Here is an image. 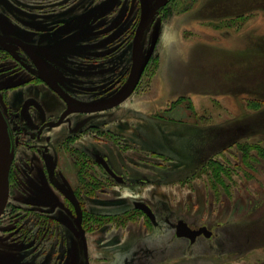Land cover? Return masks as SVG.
Wrapping results in <instances>:
<instances>
[{
  "label": "rangeland",
  "instance_id": "1",
  "mask_svg": "<svg viewBox=\"0 0 264 264\" xmlns=\"http://www.w3.org/2000/svg\"><path fill=\"white\" fill-rule=\"evenodd\" d=\"M53 1L70 2L71 16L101 8V44L90 45L88 27L84 48L80 39L71 41L70 59L72 81L84 74L87 98L98 103L126 86L137 20L154 9L140 43L137 85L122 103L98 112L99 141L88 130L75 143L97 142L108 150L128 182L108 183L101 201L88 198L91 211L108 217L94 221L84 203H68L77 215L87 212L86 254L65 226L63 210L33 204L32 190L17 194L14 183L0 215V264H264V0ZM115 20L120 24L109 28ZM22 91L11 94L18 100ZM82 116L94 123L91 114ZM106 128L129 133L134 144L123 145L116 135L113 147ZM148 164L150 170L143 169ZM142 171L150 182H138ZM132 200L212 233L193 243L177 239L164 221L154 229ZM18 209L54 213L34 218L19 216ZM53 216L62 222L55 232ZM125 239L131 243L125 246Z\"/></svg>",
  "mask_w": 264,
  "mask_h": 264
},
{
  "label": "flooded vegetation",
  "instance_id": "2",
  "mask_svg": "<svg viewBox=\"0 0 264 264\" xmlns=\"http://www.w3.org/2000/svg\"><path fill=\"white\" fill-rule=\"evenodd\" d=\"M8 2L11 4L9 9L6 8L9 6L5 7L0 2V112L6 123L12 153L8 173V196L10 189L14 188V183H17L19 186V189L15 191L17 194L18 192L23 193L32 190L30 201H34L33 204L48 202L53 207L63 210L68 216V219L65 220V226L81 241L83 252L86 254L85 233L86 228H88V221L85 216L88 212L94 216V221H96L103 214V212L90 210V206H87L88 198L94 202L96 200L101 201L105 194H107L106 196L109 194L105 192L108 183H114L112 181H115L121 185H127L128 182V175L114 166L108 150L100 147L97 142L83 143V145L75 144L81 141L83 132L86 133L88 130L93 135L90 138L99 141L103 133L101 129L103 116L102 114L98 115V112L112 109L110 107L88 111L87 108L97 106L99 103L90 102L91 98H87L85 75H72L76 79V81H72L70 71L71 41L80 39V45H83L84 48L87 44L88 27H92L89 31L91 34L89 36L92 37L90 38V45L95 48L97 42L101 44L102 35L100 34L102 33L98 34L102 31L99 27L101 23L96 18L102 11L95 4L87 10L71 16L68 10V8H71L70 2L67 4L55 3L53 0H34L30 2L8 0ZM79 6L84 7V5ZM148 11L143 12L137 20L132 48L141 18ZM63 12L64 16L62 15ZM152 19L153 17L143 30L140 43ZM117 22L115 20L109 23V28L120 24ZM14 25L20 27L21 34L16 32ZM43 31L50 35L48 37L43 36ZM29 33L32 34V38H28L26 41L22 36ZM116 50L114 49L112 52H116ZM79 52L82 61H84L85 52L82 50H79ZM48 54H52L53 58ZM78 63L81 67L80 63L82 64V62L78 61ZM131 65L132 49L130 72ZM115 66L117 65L115 64ZM112 73L117 74L115 71H112ZM114 82L116 84L117 76L114 78ZM16 88L23 89L22 96L18 100L11 94V90ZM83 114H91V118L95 119L94 123L88 124L86 122L88 116H82ZM106 129H108L106 133L110 135L109 140L113 147L118 146L117 141L112 139L116 135L123 145L124 143H127V145L134 144L132 143L134 139L128 135L129 133L126 134L127 132L122 130L111 131L112 133H110L111 129ZM110 150L113 151L114 149L110 147ZM154 153L160 155V153ZM65 165L69 168L67 169ZM145 168L150 170L151 167L148 164L143 167V169ZM102 176L105 183H103ZM148 179H150L148 173L142 171V176L138 179V182H146ZM178 183H181V181ZM70 201L79 204L84 203L86 211L88 209L89 211L82 212L80 209L82 205H78L81 213L79 211V215H77V210L68 204ZM135 202L146 204L153 214V219L143 210L137 208ZM132 203L134 208L141 211L151 222L154 229L162 228L161 221H164L166 225L173 229L174 236L177 239L187 238L189 242L193 243L199 236L209 237L212 233L207 230L206 225L194 228L184 219L172 222L168 212L155 211L148 202L146 203L143 200H132ZM45 207H48V205H45ZM18 210L19 216L34 218H45L52 216L51 213H54L50 210L43 211L46 209ZM104 214V218L108 217ZM56 219L57 221L52 222V232L57 229L60 230L62 227L61 220ZM143 220L145 221L144 217ZM179 224L191 231L201 229L202 231L191 240L189 236L178 234ZM138 226L140 227V225ZM126 228L128 229V224ZM76 232L83 233L85 246L82 237L76 235ZM207 233L209 236H207ZM124 243L126 246L131 242L125 239Z\"/></svg>",
  "mask_w": 264,
  "mask_h": 264
},
{
  "label": "water",
  "instance_id": "3",
  "mask_svg": "<svg viewBox=\"0 0 264 264\" xmlns=\"http://www.w3.org/2000/svg\"><path fill=\"white\" fill-rule=\"evenodd\" d=\"M153 14H154V9L151 11H148L147 13H144L138 25V28L136 30L134 41H133V48H132L131 72H130V77H129V80L126 86L117 95L113 96L107 101L99 103V105L97 106H92V107L87 108L88 111H92L95 109H106V108H110L115 105H118L119 103L124 101L134 90L135 85L138 82L140 72H141L140 60H139L140 39H141L144 28L146 27L148 21L153 17ZM11 159H12V153L10 151V144H9V138H8V133L6 129V123L0 112V214L7 202L8 173H9V167L11 164ZM135 206L143 210L145 213L148 214V216L151 219H153V214L150 208L146 204L142 202H135ZM178 226L180 227L178 234L183 235V236H189L191 240H193L194 237L199 232L202 231V229L191 231L189 230V228L183 226L182 224H179ZM75 234L80 235L82 237V240L85 246L83 233L76 232ZM207 236H209V234Z\"/></svg>",
  "mask_w": 264,
  "mask_h": 264
}]
</instances>
